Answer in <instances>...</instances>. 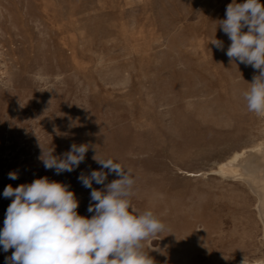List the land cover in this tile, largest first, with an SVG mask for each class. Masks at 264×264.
<instances>
[{
    "label": "rangeland",
    "instance_id": "obj_1",
    "mask_svg": "<svg viewBox=\"0 0 264 264\" xmlns=\"http://www.w3.org/2000/svg\"><path fill=\"white\" fill-rule=\"evenodd\" d=\"M231 3L0 0V230L14 199L4 188L45 176L91 218L78 177L100 170L97 154L131 169L132 206L166 225L144 242L154 264H264L258 195L219 171L264 144V117L243 98L258 71L230 63L218 24ZM74 143L90 146L78 168L45 169L42 148L60 157ZM13 251L0 246V264Z\"/></svg>",
    "mask_w": 264,
    "mask_h": 264
},
{
    "label": "clouds",
    "instance_id": "obj_2",
    "mask_svg": "<svg viewBox=\"0 0 264 264\" xmlns=\"http://www.w3.org/2000/svg\"><path fill=\"white\" fill-rule=\"evenodd\" d=\"M218 24L231 41L226 51L230 63L238 61L258 71L243 98L249 112L264 117V5L260 0H233L226 7V19ZM210 43L224 49L221 40ZM89 147L74 143L60 157L53 155L54 148L47 152L42 148L41 159L45 169L57 175L72 172L84 162ZM93 159L100 170L78 177L91 189L87 209L94 213L91 218L78 214L79 201L69 185L46 176L4 188L5 198L14 197L0 230L3 251L14 249L6 264H154L144 251V242L163 232L166 225L151 210L141 212L132 206L135 179L131 169L97 154ZM110 174L118 178L105 183ZM8 178L16 180L18 175L9 172ZM93 182L103 188H94Z\"/></svg>",
    "mask_w": 264,
    "mask_h": 264
},
{
    "label": "bare ground",
    "instance_id": "obj_3",
    "mask_svg": "<svg viewBox=\"0 0 264 264\" xmlns=\"http://www.w3.org/2000/svg\"><path fill=\"white\" fill-rule=\"evenodd\" d=\"M224 163L220 166L219 171L223 174L241 176L258 195L259 210L264 221V144H259L253 150L235 152ZM238 264L249 263L239 261Z\"/></svg>",
    "mask_w": 264,
    "mask_h": 264
}]
</instances>
